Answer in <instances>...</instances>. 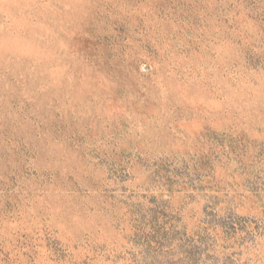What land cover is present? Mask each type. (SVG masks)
Listing matches in <instances>:
<instances>
[{
    "label": "rangeland",
    "instance_id": "obj_1",
    "mask_svg": "<svg viewBox=\"0 0 264 264\" xmlns=\"http://www.w3.org/2000/svg\"><path fill=\"white\" fill-rule=\"evenodd\" d=\"M0 264H264V0H0Z\"/></svg>",
    "mask_w": 264,
    "mask_h": 264
}]
</instances>
